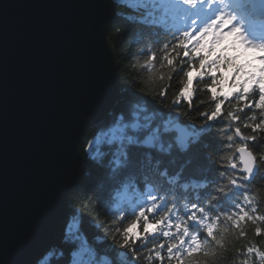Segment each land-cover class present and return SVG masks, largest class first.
I'll list each match as a JSON object with an SVG mask.
<instances>
[{"label": "snow or ice", "instance_id": "1", "mask_svg": "<svg viewBox=\"0 0 264 264\" xmlns=\"http://www.w3.org/2000/svg\"><path fill=\"white\" fill-rule=\"evenodd\" d=\"M95 7L104 40L110 16L124 21L123 32L115 28L121 36L140 26L151 87L127 86L129 99L80 137L96 177L91 186L73 189L62 168L25 228L9 231L5 223L0 264H264V244L249 238V226L264 237V0ZM78 133L76 120L65 158ZM70 190L110 224L86 217L66 199ZM60 214L53 240L48 225Z\"/></svg>", "mask_w": 264, "mask_h": 264}, {"label": "water", "instance_id": "2", "mask_svg": "<svg viewBox=\"0 0 264 264\" xmlns=\"http://www.w3.org/2000/svg\"><path fill=\"white\" fill-rule=\"evenodd\" d=\"M100 2L0 0V230L5 223L9 231L25 228L54 193L62 168L70 169L74 186L83 162L80 137L120 97L108 36L115 16L105 24L104 40L95 23ZM76 120L79 133L68 159ZM63 224L60 214L49 223L48 237L57 238Z\"/></svg>", "mask_w": 264, "mask_h": 264}, {"label": "trees", "instance_id": "3", "mask_svg": "<svg viewBox=\"0 0 264 264\" xmlns=\"http://www.w3.org/2000/svg\"><path fill=\"white\" fill-rule=\"evenodd\" d=\"M118 3L123 5L129 3V0H118ZM117 11H119L122 14H127L128 16L133 18L137 16V13L132 12L128 8H119L117 9ZM123 24L124 21H120L119 23H117L115 17L109 23L108 36L115 49L117 62L119 65V76H120V97L116 102V104L111 109L110 113H112L116 108H118L123 100L129 99L130 93L127 86L132 85L133 82H136L137 87L143 86L145 90H149V88L151 87L148 81L149 74L143 71L141 67L143 64L144 57L139 54L140 48L143 47L142 44L138 43V41L141 39L140 26L129 25V31L127 33H124L123 36H121L120 33L115 31V28L119 27L121 29V32H123ZM117 37H119L118 42H117ZM178 87L179 85H175L173 88V92L177 91ZM194 87H195V82H194ZM200 87L202 88L203 86L201 85ZM227 87L228 85H225V89H227ZM171 97H172V93H170V99ZM197 98L207 99V97L200 92H197ZM192 118L195 119V116H193ZM92 131H96L95 125L89 126L86 130V132L88 133ZM80 151L83 157L82 168L80 175L73 186V189H79L81 187L86 189L89 186H91L96 180L94 170L91 168L88 161L84 159L83 149L80 148ZM260 195L262 198H264V190L260 191ZM68 199L71 200L72 204L76 208L82 207L86 217L89 218L95 217L97 218L98 221H103L105 224H110V220H108V218L105 217L102 212L97 210L95 203L89 204L88 200L83 198L76 199L72 190L69 193ZM112 203L113 206H115V202ZM82 227L85 230L91 231L87 220H85V222L82 224ZM249 227H250L249 238L253 239L254 242L264 244V237H253L251 231L252 226ZM240 243H244V241H241ZM238 246L239 245H237V247Z\"/></svg>", "mask_w": 264, "mask_h": 264}]
</instances>
